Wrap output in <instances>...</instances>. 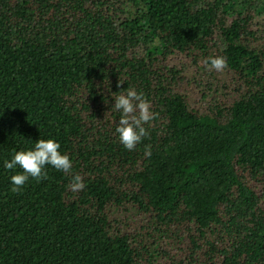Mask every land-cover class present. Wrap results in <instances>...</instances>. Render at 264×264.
Returning a JSON list of instances; mask_svg holds the SVG:
<instances>
[{"label":"trees","instance_id":"1","mask_svg":"<svg viewBox=\"0 0 264 264\" xmlns=\"http://www.w3.org/2000/svg\"><path fill=\"white\" fill-rule=\"evenodd\" d=\"M262 13L264 0H0V264H264ZM215 56L227 77L210 86ZM129 87L158 114L133 151L115 131ZM40 138L72 172L46 166L13 192L22 170L4 161Z\"/></svg>","mask_w":264,"mask_h":264},{"label":"clouds","instance_id":"2","mask_svg":"<svg viewBox=\"0 0 264 264\" xmlns=\"http://www.w3.org/2000/svg\"><path fill=\"white\" fill-rule=\"evenodd\" d=\"M205 64H210L211 69L223 72L228 64L224 56L208 57ZM123 85L118 83L117 87ZM114 109L120 112L118 125L115 129L118 133L120 143L129 151L135 150L143 138L150 133L145 125H151L158 114L151 110V103L143 92L129 87L127 91H121L114 98ZM61 145L53 138H40L33 148L14 151L10 160L4 161L8 170L19 167L22 171L11 176V190L19 192L29 178L37 182L47 179L46 166H51L57 171L69 174L72 172L73 162L69 155L60 151ZM145 156H151V145H145ZM85 188L83 177L80 174H73L69 184L72 192L83 191Z\"/></svg>","mask_w":264,"mask_h":264},{"label":"rangeland","instance_id":"3","mask_svg":"<svg viewBox=\"0 0 264 264\" xmlns=\"http://www.w3.org/2000/svg\"><path fill=\"white\" fill-rule=\"evenodd\" d=\"M120 1V0H116ZM253 24L255 27H262L264 25V13L262 14H256L254 16ZM219 45L221 48H223V42L219 40ZM144 48H149V45L147 43L142 42L139 43L135 47V51L138 53L143 52ZM157 60L163 65L167 67H173V66H183L185 68V74L188 77H192L194 75L195 66L191 59L186 58L183 55L180 54H173L171 56H164L160 52H158ZM210 70L207 73L206 80L209 82V85H216L217 82L223 81L227 77V69H225L223 72H217L209 66Z\"/></svg>","mask_w":264,"mask_h":264}]
</instances>
